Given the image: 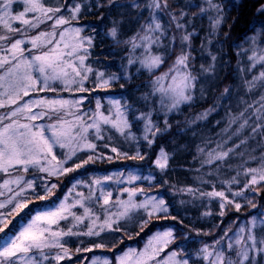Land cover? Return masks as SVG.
Instances as JSON below:
<instances>
[{"label": "trees", "instance_id": "16d2710c", "mask_svg": "<svg viewBox=\"0 0 264 264\" xmlns=\"http://www.w3.org/2000/svg\"><path fill=\"white\" fill-rule=\"evenodd\" d=\"M131 2L132 0H117V3L124 5V7L109 6L108 0H58V2L50 0L45 3L46 6L51 7L62 6L65 3L69 7L75 4L81 5L83 12L77 15L78 19L76 20H72L70 11L62 7V12L57 15H63L70 23L56 27V39H59V32L65 28L71 29L74 26H83L85 31H82L80 36L94 37L92 47H88L85 44V47L88 48L89 55L85 59L84 65H89L93 70H98V72L102 71L105 74V78L115 74L120 79L111 81L107 87L97 86L98 83L94 84L92 79L90 80V84L85 86L84 80L83 87L87 91L83 92L78 90V84L70 91H31L29 96H24L18 103L22 104L29 99H38L43 96L63 97L66 99L70 98L71 100L86 97L80 105V111L88 112L91 115L93 112H99L101 110V108L97 109V99L101 101L100 104L102 105L103 98L112 97L119 100L121 105L128 106V119L131 123L130 131L138 139L139 143L137 144V141H134L132 147H127L129 145L128 140H126L127 146H113L118 149L117 153H113L111 148L106 149L101 146H97L95 152L83 153L78 151L77 155L73 157L74 161L81 162L87 159L88 155H93V160L88 163V166L84 165L74 172L60 177H49L47 173L37 171L25 173L23 171L13 170L10 172V175L0 173V183H3L6 179H14L18 175L23 176L25 180H35L36 184L40 186L36 189V192L40 195L45 194L42 187L44 183L57 184L54 193L44 200L36 199L32 190L28 189L25 195L31 200L29 207L18 217L13 218V222L5 229L7 235L0 233V241L7 240L14 233H17L36 211L58 203L72 186L82 181V178L89 174H97L96 177H99V179L105 177L111 178L106 179L108 187L103 190L105 195L108 192L112 194L110 204L114 201L119 203L120 201L128 200V193L124 194L125 191L121 188L115 190L113 187L114 184H117L118 187L124 184L128 189L142 188L144 189V194L138 193L133 197L136 203L144 201L147 196L164 197L170 206L169 211L171 215H178L179 219L183 220V224L173 221L170 217L164 219L161 214L160 217H153L144 230L140 231L138 221L146 218V213L143 209H134L136 212L138 211V216L134 220L131 219L130 223L129 221L125 222L121 220L120 224L123 230L119 233H101L98 237L100 239L99 241L95 240L96 236H91L92 238L90 239L94 241L90 245L85 244V240L89 239L87 238L88 236L73 235L63 239L62 242L69 250L71 259L65 258L59 264H89L93 258L97 257L114 260L115 255L123 254L128 249H136L139 252L150 236L157 231H166L169 228L175 230L177 242L165 248L160 253V257H163L165 253L171 250L180 251L177 248L179 244L189 254V264H207L198 255L199 249L205 244L212 245L223 236L226 229L231 228L228 237H225L223 241V245L226 248L228 239L240 227L248 225L253 216H257L259 220L261 218L259 213H264V181L260 184L250 186L254 191L245 192V196L252 199L253 203L257 205L256 208L246 205L244 199L241 197H236V202L244 206L240 211H236L234 206L229 205L224 209L225 215L223 216L219 215L221 211V198L200 196V192L207 193L215 190L225 192V195L231 199L229 188L232 192L239 191L251 178V175L244 174L245 169L255 168L259 171L264 168V129L253 134L251 127H248L240 135H234L239 122L230 124L231 119L242 112L247 104L255 105V102L259 101L261 96H264V81L257 80L256 86L252 91H248L247 85L245 84V81H251L254 76H259L264 71V66L259 63L254 68L251 67V61L248 59L252 54L253 47L256 48L258 54L261 49H264V31L257 37L256 45H252L246 38V33L248 36L255 34L254 29L249 31L250 23L254 19L264 20V16H255L257 8L261 4H264V0H244L243 8L239 12L236 9L227 12L226 19L221 25V39L224 33H229L231 38L238 41L243 49H248V51L241 52L239 55L237 54L238 49L236 47H225L221 51L220 44L215 40L213 44H207L206 37H209V33L211 32V22L208 16L215 15V13L209 12L204 15H193L194 12L198 13L199 9L189 7V5L195 3L206 7L204 0H168L169 8L164 13H158L161 22L167 29V36L162 38L164 47L157 48L153 46L152 53L170 54L167 55L164 64L152 73L142 68L137 59L138 57L143 58V49L137 48L133 51L130 44L124 43L134 36L138 30H141L140 25L146 23L149 17V10L143 7L148 0H135L136 3L141 5V9L139 10L130 7ZM218 2H223V0H218ZM13 8L15 9L13 12L15 15L21 12L24 6L16 3ZM182 10L187 12V15L180 22L186 26L187 32L195 33L191 37V48H183V50L190 51L192 57H194L190 61V71L198 77L196 89L194 90V99L189 103L180 104L178 110L168 114V122L172 127L162 136L158 135L155 143L149 148L147 143L142 139L143 121L135 117L139 116L142 112L153 111V119L161 128L164 127V113L160 111L161 106L159 104L161 94L157 92L153 95L152 81L162 72L168 70L174 63L176 56L182 50L180 44L182 32L176 29L174 23H171V17L168 14L174 13L179 16ZM120 11H132L133 19L131 23L119 26L117 40H113L108 35V30L113 26L112 21L116 20L115 16ZM34 15L31 13L26 19L31 20ZM238 16V22L233 26L232 22ZM190 20L193 21L191 24L189 23ZM53 24L54 20H47L41 23L38 28L28 29L23 35L20 33L14 34L13 40L25 39L27 41L29 38L41 32H52ZM13 27L24 29L26 26L17 22ZM256 27L260 28L261 25L257 24ZM172 36L176 37L174 44L170 43ZM8 43H11V41ZM25 45L28 46L27 49L32 48L30 47V43L26 42ZM202 45H205V47H202ZM7 46L8 44H4V47ZM48 47H51V45ZM46 50L47 47L32 49V53L39 54ZM209 52L217 55L218 60L216 62L215 72L205 74L202 73L201 65L208 67L212 63L211 57L208 54ZM80 54L82 55L83 51ZM24 55H28V52L26 51ZM129 59H133L136 62L129 65ZM76 61L79 62V60ZM213 74L215 79L212 80ZM129 76L131 80L126 81L125 77ZM163 83L167 87L169 81L165 80ZM93 85L96 88H93ZM121 85H124V87L122 88ZM201 87L204 88L203 95L200 92ZM225 87H230V91L222 98ZM145 95L148 96L147 100L143 99ZM15 107L16 105L1 108L0 115L9 112ZM209 109L213 110L209 112L206 118L197 119L198 116ZM245 115L252 116L250 120L252 126L260 123L252 115V110H249ZM66 119L71 120L72 117L69 116ZM52 121L55 122V116H53ZM241 141L245 142L241 143ZM218 144L223 145L222 150L226 151L228 148H233L234 150L229 153L223 162L217 160L212 164L203 163L206 159V153L216 148ZM236 145H239V147H236ZM137 147H139L141 155L145 157L142 160L125 158L119 154L128 153L129 156H135ZM161 148L164 149L168 156V164L163 171L155 164ZM200 149H204V152H201ZM66 151L67 149H64V151L56 150L55 155L58 160L63 159L61 154ZM243 151H246L245 156L241 158L236 157L237 154ZM96 155H102V158L96 159ZM108 157H111V159ZM71 165L72 161H69V164L66 166ZM237 172L240 173L238 177L239 184L225 183L237 176ZM129 173L141 177L153 176L155 179L152 181L138 179L132 183H128L127 178ZM165 181L167 183H164ZM83 183L81 182L78 185ZM151 185H155V187ZM8 187H11L13 192H9L7 188L5 190L0 188V192H3V195L0 196V202L5 201L15 191H18L17 185L15 184H10ZM189 188L193 189L192 193L184 191ZM98 197L99 200L97 202ZM103 199L104 197L100 192L93 200L95 205L91 207L95 214L94 217L99 216L98 213L101 212V220H103L105 213L103 209L99 212L97 206H101V203L103 204ZM181 201L184 203H181ZM111 206L110 211L114 213V207L113 205ZM0 211L6 210L0 209ZM206 212L211 213V215H204ZM99 223L100 221H97V225ZM86 224L88 223L86 222ZM80 231H87V228L84 230L81 229ZM254 232L257 240H259L257 234L261 236L264 234V226L257 223ZM204 233L208 234L205 235ZM244 235H247V232ZM185 236L188 237L187 240H184ZM121 239L123 240L122 243H120ZM79 240L84 241L83 246L73 245ZM98 243H103L107 247L98 251V248L94 247ZM78 248L81 249L80 252L76 251ZM86 248H92V251H83ZM110 248H112V251H105V249ZM45 251L57 252L59 249H46ZM231 255L235 258L234 252ZM160 257L157 259H160ZM184 258L188 257L186 256Z\"/></svg>", "mask_w": 264, "mask_h": 264}, {"label": "snow or ice", "instance_id": "6c2138e0", "mask_svg": "<svg viewBox=\"0 0 264 264\" xmlns=\"http://www.w3.org/2000/svg\"><path fill=\"white\" fill-rule=\"evenodd\" d=\"M21 0H0V25L6 30L4 34H0V52L6 53L0 56V69H5L4 75H0V88H4L3 92H0V108H4L9 105H16L5 115H0V172L10 175V169L23 171L27 173L29 168H37L40 172L47 173L50 176H63L68 173L74 172L76 169L83 167L93 160V155H88L87 159L81 162H76L73 157L77 155V152H83L85 150H91L95 152L96 144L92 142V139H104L102 135V124L110 125L116 129L126 140L131 139L137 141L138 139L129 131L131 123L125 112L121 108H127V105L121 106L119 100H114L111 103L116 106L115 118L112 117L111 110L109 114L105 115L103 112H93L89 115L88 112H81L80 105L86 97H81L78 100L57 99L41 97L39 99H29L28 101L20 104L18 101L22 100L24 96H29L30 91H56L53 87L54 82L60 81L64 88L62 90H70L72 84H78L79 91H87L83 87V82L88 77L86 73H92L93 69L90 66H85L84 61L89 55L88 47H92L94 37H81L80 33L82 28L73 27L71 32L79 37L74 43L69 44L65 41V34L69 32V29L65 28L59 32V39H56L57 33L55 31L57 26L70 23L68 19H65L63 15H57L62 12V7L67 8L71 13V19H78L77 14L81 11V5L75 4L69 7L66 3L62 6H46L42 0H22L24 4L23 11L13 14V4L19 3ZM205 6L199 3L191 4L189 7L198 8L199 12H194L193 15H204L209 12L215 13V15H209L208 19L211 22V32L209 37H206L208 45L213 44L214 40L220 44V50L223 51L225 47H236L238 49V55L241 52H246L248 49H243L238 41L233 40L229 33H224L221 39L220 29L221 25L226 19L227 12L236 9L238 12L244 6V0H223V2H216V0H204ZM109 6L124 7V5L118 4L117 0H108ZM102 6V5H98ZM135 9H141V5L132 0L129 5ZM144 8L149 10V17L146 23L140 25V29L129 40L124 43L130 44L133 51L137 48H142L143 58H137L142 68L147 69L150 73L160 68L164 64L165 59L170 53L153 54V46L157 48L164 47L162 44V38L167 36V29L161 22L158 13H164L169 8L168 0H148L143 5ZM28 13L35 14L31 20L26 19ZM171 17V23L175 24L177 30L182 32L180 36V44L182 50L179 55L176 56L174 63L168 68L166 72H162L159 76L152 81L153 95L159 92L160 99V111L164 113V127L161 128L159 124L153 119V111L142 112L139 116L135 117L138 120L143 121V135L142 139L145 141L149 148L155 143L158 135L162 136L168 132L172 127L168 122V114L175 110H178L180 104L189 103L194 99V90L196 89L198 77L193 75L190 71V61L194 59L190 51L183 50L184 47L191 48V37L195 35L194 32H187L186 26L180 21L183 20L187 12L181 11L179 16L174 13H168ZM256 17L264 16V4H261L255 13ZM103 19V17H102ZM239 16L233 20V26L238 22ZM47 20H54L52 26L53 31L49 33L41 32L36 36L25 39H14L13 35L16 33L24 34L28 29L38 28L39 25ZM17 21L20 24L26 26L24 29L13 27L12 22ZM113 26L108 30V35L117 40L119 25L121 21L113 20ZM260 24L261 27L257 28L256 25ZM171 26V25H169ZM255 30V34L246 38L252 45H256L257 37L264 31V20L254 19L249 25V31ZM11 41V43H8ZM176 37L172 36L170 43L174 44ZM30 43L32 48L26 49L21 47L25 43ZM119 42V41H117ZM4 44H8L4 47ZM51 45V47H48ZM62 45V48H61ZM47 47L46 51H42L39 54H33L32 49H41ZM205 47V45H202ZM66 50V51H65ZM28 52V56L24 53ZM81 51L83 54L81 55ZM211 57L212 63L208 67L201 65L202 73H214L216 69V62L218 60L217 55L208 53ZM67 58H74L79 60V67L74 63L66 60ZM251 61V67H255L258 63L264 66V49L257 53L255 47L252 48V54L248 57ZM136 61L133 59L128 60V64L131 65ZM67 64V67L72 69V73L75 77H81L77 81L74 77L70 76V73L65 70L62 65ZM80 68H84L82 75ZM97 86L107 87L111 81L120 79L119 76L112 74L105 78L103 72L95 73ZM126 81H130L131 77H125ZM168 80L167 87L164 86V81ZM264 81V71L259 76H254L251 81H245L247 90L252 91L256 86V81ZM123 88L124 85H121ZM230 91V87H225L223 96H226ZM201 95L204 93V88L200 89ZM143 99L147 100L148 96L145 95ZM97 109L101 107L99 99L96 101ZM33 108L37 109L33 111ZM75 109V111H73ZM213 109H209L202 113L197 119L206 118L209 112ZM249 110H252V115L255 116L257 121L255 126L250 124L252 116H246ZM18 116H22L28 123H20ZM55 116V122L53 123H32L34 121H43L45 118L52 120ZM72 117L71 120L66 117ZM8 120V123H4ZM238 123V128L234 135H240L245 128L251 127L253 134L257 131L264 129V96H261L259 101L254 104H247L245 109L237 116H234L230 124ZM90 137L92 139H90ZM110 140L111 137H108ZM245 141H241L244 143ZM67 149L61 155L63 159L58 160L54 154V148ZM104 147H108L105 144ZM239 147V145H236ZM218 149H221L218 151ZM223 145L218 144L216 148L209 150L206 153V159L203 163L212 164L219 160L223 162L228 157L229 153L233 152V148H228L226 151L222 150ZM111 151L117 153L118 149L112 147ZM204 152V149H200ZM125 158L130 159H144L141 155L139 147H137L135 156H129L128 153H119ZM50 157V159H49ZM102 158V155H96V159ZM111 159V157H108ZM53 161L56 163L53 164ZM72 161L71 166H66ZM156 166L163 171L168 164V156L164 149H160V154L155 161ZM245 175H251L250 180L243 185L239 191L231 193V199L225 195L223 191L212 192H200V196L207 197H219L220 199V216L225 215L224 209L229 205L234 206L236 211H240L244 206L239 202H236V197L244 199L245 204L256 208L257 205L253 203L252 199L245 196L246 191H254L250 186L260 184L264 181V168L259 171L255 168H247L244 170ZM240 173L237 172V176L233 177L231 181H226L229 184H239L238 179ZM105 179H111L105 177ZM144 179L152 181L155 179L153 176L141 177L129 173L128 182L132 183L135 180ZM95 183L99 184L97 180ZM164 183H167L166 181ZM10 184L17 185L18 191L8 197L5 201L0 202V209L6 211H0V233H5V229L13 222L14 217H18L23 213L31 203V200L25 195L28 189H31L35 194L36 199L44 200L48 196L54 193L57 188V184L44 183L42 185L44 195H40L36 192L37 187L35 180H25L23 176H16L14 179H6L0 187H5L9 192H13ZM155 187V185H151ZM128 193L127 201H120L117 212L113 213L104 206L109 205L111 193L106 195L101 192L104 197L103 205L101 206L105 215L103 220L100 216H95L91 220V226L85 225L87 231L75 232L73 228L78 224L84 223L85 219L94 216L93 209L86 207L85 200H91L92 194L85 197L83 194H79L78 199L71 206L66 203H61L55 211H48L38 213L34 215L28 223L23 225L17 233H14L7 240L0 241V264H45L51 260H55L57 264L65 258L71 259L69 250L62 242L65 236H96L99 237L101 233H119L122 226L121 220L127 222L133 217L130 215L133 209H143L146 213V218L138 221V227L140 231L150 223L153 217H160L163 215L164 219L171 218L179 224H183V220L179 219L178 215H171L169 211V204L164 197L147 196V198L136 203L133 197L138 193L144 194L142 188L124 189ZM184 191L189 193L193 192V189L189 188ZM3 192H0V196ZM67 199V198H65ZM99 197L97 198V202ZM181 203H184L181 201ZM79 204L84 209V215H76V213L69 211L70 207H76ZM11 206V207H9ZM67 213V214H65ZM204 215H211L206 212ZM69 216L72 220L76 221V224H71L66 230L59 227L61 221H68ZM261 217L258 220L257 216H253L249 221V224L240 227L232 237L228 239L226 248L223 245L225 237H228V233L231 228L226 229L220 239L216 240L212 245L205 244L199 249L198 255L202 257L207 264H258L257 257L264 259V236L257 240V236L254 229L257 227V223L264 226V213H259ZM97 221H100L97 225ZM53 225L57 226V230H53ZM247 232V235L244 233ZM139 234V233H137ZM198 234H200L198 232ZM207 235L208 233H204ZM188 237L185 236L184 240ZM161 242V246L156 248L153 246L152 241ZM123 240H120L122 243ZM177 242V235L175 230L169 228L163 232H157L153 237L149 239V242L145 245L144 249L137 252L136 249H128L123 254L115 255L114 260L108 258H93L91 264H189L190 256L183 250L181 245H177V250H171L163 257H160V253L164 251L169 245ZM95 248H105L107 245L98 243L94 245ZM59 249L54 255H50V252L45 250ZM80 252L81 249H77ZM83 251L91 252L92 248L83 249ZM109 251H112L110 248ZM235 253V258L231 253ZM183 253V255H182ZM188 258H184V257ZM160 257V259H157ZM179 257V258H178Z\"/></svg>", "mask_w": 264, "mask_h": 264}, {"label": "rangeland", "instance_id": "374dc122", "mask_svg": "<svg viewBox=\"0 0 264 264\" xmlns=\"http://www.w3.org/2000/svg\"><path fill=\"white\" fill-rule=\"evenodd\" d=\"M47 1H50V0H42V2L45 4ZM54 2H58V0H53ZM216 2H218V0H216ZM22 6H24L22 0L21 2H19ZM60 3V2H59ZM219 3V2H218ZM16 3L13 4V6L15 5ZM58 5V4H56ZM14 8H13V12H14ZM23 11V10H22ZM83 12V10L81 9V11L77 14V15H80L81 13ZM31 13H28L26 15L27 16H30ZM25 17V18H26ZM115 19L117 21H121L120 25H124V24H127V23H131L132 22V19H133V12L132 11H120V12H117L116 16H115ZM193 21L190 20L189 23L191 24ZM17 22L13 21L12 24L13 26H15ZM76 27V26H74ZM80 28H82L83 30L82 31H85V28H83V26H81ZM72 29V28H71ZM71 29H69V32L65 34V41L68 42L69 44H72L74 43L76 40L79 39V37H76L74 33L71 32ZM5 30L3 29V26L0 25V34H4ZM82 33V32H81ZM0 43H3V42H0ZM26 44V43H25ZM25 44H23L21 47L23 48H28V46H26ZM32 47V46H30ZM6 53L4 52H0V56H3L5 55ZM28 56V55H26ZM66 60L69 61V62H72L74 63L77 67H79V62L74 60V58H67L66 57ZM89 66V65H87ZM86 66V67H87ZM62 67L65 68L66 71H68L70 73V76L74 77L77 81H79L81 79V77H75V74L72 73V69L67 67V64L65 65H62ZM83 74L84 73V68H80L79 69ZM4 72H5V69H0V75H4ZM98 72V70L94 69L92 73H86L87 75V79L85 80V86L86 85H89L90 84V80L92 79L93 80V83L97 84V80H96V76H95V73ZM99 72H102V71H99ZM215 79V76L213 74L212 76V80ZM84 83V82H83ZM77 84H72L71 85V89H73V87H75ZM53 87H55L57 90V92H60V91H65V90H62L64 88V85L60 82V81H56L54 82L53 84ZM93 88H96L95 85H93ZM5 89L4 88H0V92H3ZM70 90H67V91H70ZM31 92V91H30ZM43 97H47V98H57V99H66V98H63V97H50V96H43ZM37 99V98H35ZM39 99V98H38ZM68 100H71L70 98ZM114 100H117L115 98H112V97H105L103 98V104L101 105V110H99V112H103L105 115H108L109 114V110H111V113H112V117L115 118V112H116V106L114 104H112L111 102L114 101ZM19 102V101H18ZM101 102V101H100ZM121 105V104H120ZM9 106H12V105H9ZM123 106V105H121ZM1 109V108H0ZM37 109L33 108V111H36ZM122 111L125 112V115L128 117L129 116V112H128V109L127 108H121ZM6 114V113H5ZM3 114V115H5ZM17 119L19 120L20 123H28L27 120L23 119L22 116H18ZM9 121L5 120L4 123H8ZM54 121L52 120H48L47 118H45L43 121H34L32 123H36V124H39V123H44V124H48V123H53ZM130 131V130H129ZM131 132V131H130ZM102 135L105 137L104 139H100V140H97V139H92L90 137V139H92V142L96 144V147L97 146H101L102 148H106L104 147L105 144H108V147L106 149H110L112 148L113 146H127L126 144V139L124 138V136H122L116 129L112 128L110 125H103L102 124ZM108 137H111V139L109 140ZM134 142V140H131V139H128V145L127 147H132V143ZM56 150H62L64 151V149H60L58 147L54 148L53 151H54V154L56 153ZM91 150H85L83 151L84 152H90ZM246 155V151H243L242 153H239L237 154L236 157H242V156H245ZM50 159V157H49ZM58 159V158H57ZM60 160V159H59ZM56 162L53 161V164H55ZM87 166L89 164H86ZM10 172L13 171L12 169L9 170ZM16 171V170H14ZM31 171H37V172H40L37 168H29V171L28 172H31ZM0 173H3V172H0ZM97 174H89L87 175L86 177L82 178V181H80L79 183L81 182H84L83 184L81 185H78L79 183H76L74 186H72L68 192L64 195V197L58 202L56 203L55 205L53 206H50V207H47V208H43L41 210H38L36 211L27 221L26 223H28L30 221V219L38 214V213H43V212H48V211H55L56 208H58L60 206V204L63 202V203H66L67 205L71 206L72 204H74L78 199H80V196L79 194H83V196L87 197L89 196V194L91 193L92 194V199L89 201V200H85L83 201L85 206L86 207H92L94 206L95 204L93 203V200L95 199V196L99 195L100 192H102L104 189H106V187H108V184H107V180L105 178H102V179H99V177H96ZM99 180L100 183L97 184L95 183V181ZM128 180V178H127ZM134 182V181H133ZM129 183V182H128ZM3 183L1 182L0 185H2ZM79 187H82V188H79ZM113 187L115 188V190L121 188V189H125L126 186L123 184L121 185L120 187H118L117 184H114ZM1 189L5 190L6 188L5 187H0ZM124 194H127V192H124ZM67 198V199H65ZM119 203L114 201L112 202L111 204L109 203V205H106L104 206V208H108L109 210H111V205H118ZM103 204L101 203V206ZM101 206H97L99 212L101 211L102 207ZM118 210V207H114V213L117 212ZM69 211L71 212H74L76 213V215H80V216H83L84 215V209L82 207H80L79 204L76 205V207H70L69 208ZM96 212V211H95ZM112 212V211H111ZM101 213V212H100ZM100 213H98V215L100 216ZM67 214V213H65ZM130 215L133 217L132 220H134L135 217L138 216V211L136 212V210H132V212L130 213ZM95 217L92 216V217H89L87 218L84 223L82 224H78L76 227L73 228V231L75 232H81L80 230L81 229H85V225H89L91 226V220L94 219ZM129 223H130V220H128ZM71 222V224H76L77 222L72 220V217L69 216V220L68 221H61L60 222V225L59 227L66 230L69 226H71V224L69 223ZM86 222L88 224H86ZM25 223V224H26ZM24 224V225H25ZM53 230H57V226L56 225H53ZM157 232H163V231H157ZM157 232H155L152 236H150L146 242L144 243L143 245V248L142 250L144 249L145 245L149 242V239L151 237H153ZM258 235V238L260 239L262 236H264V234L261 236L260 234H257ZM67 237H70V236H65L63 237V239H66ZM95 237V236H93ZM10 238V237H9ZM87 240H85V244L87 245H90L94 240L93 239H90L92 238L91 236H88ZM62 239V241H63ZM92 240V241H91ZM96 241H99L100 239H98V237L95 238ZM91 241V242H90ZM84 241H77L75 242L73 245H77V246H83ZM152 244L154 247L156 248H159L161 246V242L159 241H155L153 240L152 241ZM72 246V245H71ZM102 248H98L97 250L100 251ZM112 249V248H111ZM54 251V250H53ZM53 251H50V255H54L56 252H53ZM106 252H110L109 249H105ZM141 251V250H140ZM159 258V257H158ZM257 260H258V264H264V259H261V257H257ZM45 264H49V262H45ZM51 264H57V262L55 260H51ZM91 264V262L89 263Z\"/></svg>", "mask_w": 264, "mask_h": 264}]
</instances>
